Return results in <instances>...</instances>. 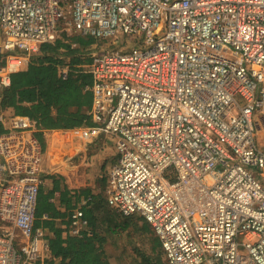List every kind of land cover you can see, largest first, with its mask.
<instances>
[{
    "label": "built area",
    "instance_id": "1",
    "mask_svg": "<svg viewBox=\"0 0 264 264\" xmlns=\"http://www.w3.org/2000/svg\"><path fill=\"white\" fill-rule=\"evenodd\" d=\"M63 33L96 40L92 124L59 133L115 139L108 204L141 215L168 264H264V0H0V91ZM2 121L0 264H45L46 130Z\"/></svg>",
    "mask_w": 264,
    "mask_h": 264
},
{
    "label": "crops",
    "instance_id": "2",
    "mask_svg": "<svg viewBox=\"0 0 264 264\" xmlns=\"http://www.w3.org/2000/svg\"><path fill=\"white\" fill-rule=\"evenodd\" d=\"M40 140L45 155L38 195L42 214L36 222L52 227L46 226L45 242L49 244L55 238L54 229L62 239L96 233L111 264H131V259L140 258L137 251L144 247L139 239L150 247L152 241H158L141 215L126 217L108 204L109 171L117 161L113 137L100 133L92 138L81 128L65 137L59 129H51L42 132ZM77 208L82 209L86 221L79 227L80 234L70 225L71 214ZM46 253L51 256L49 249Z\"/></svg>",
    "mask_w": 264,
    "mask_h": 264
},
{
    "label": "trees",
    "instance_id": "3",
    "mask_svg": "<svg viewBox=\"0 0 264 264\" xmlns=\"http://www.w3.org/2000/svg\"><path fill=\"white\" fill-rule=\"evenodd\" d=\"M95 43V38L90 36L63 33L55 41L42 44L39 52L11 75V85L0 91V109L6 115L29 116L41 130L89 124L92 105L89 87L93 80L87 50ZM63 67L68 68L66 76L62 74ZM6 128V121L0 122V130ZM41 133L40 130L35 132L39 142ZM39 211L37 197L34 225L45 231L46 226L52 228L49 223L44 222L42 226L36 222L42 214ZM54 232L55 238L48 244L51 256L45 254V264H111L98 234L69 235L62 239L60 232L56 229ZM158 246L161 247L159 240L152 241L150 248L154 255L137 251L140 258L135 259V264H168L158 251L153 252ZM57 258L59 261L55 263Z\"/></svg>",
    "mask_w": 264,
    "mask_h": 264
},
{
    "label": "rangeland",
    "instance_id": "4",
    "mask_svg": "<svg viewBox=\"0 0 264 264\" xmlns=\"http://www.w3.org/2000/svg\"><path fill=\"white\" fill-rule=\"evenodd\" d=\"M66 25L64 24V23H61V27H65ZM141 239H139V241H138V243H140V245H142V246H144V247H142L141 249L143 250V251H146V252H150V255H154L153 253H152V251H151V248H150V246H149V244L146 242L145 243V241H140ZM130 246H131V244H129ZM136 245H137V243H136ZM136 248H137V246H136ZM159 252L160 254H161V256L163 257V259L166 261V259H165V255H164V253L162 252V249H161V247H159L158 246V248L157 249H155L153 252ZM135 261H134V259H131L130 260V263L131 264H135L134 263Z\"/></svg>",
    "mask_w": 264,
    "mask_h": 264
}]
</instances>
